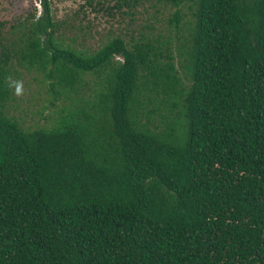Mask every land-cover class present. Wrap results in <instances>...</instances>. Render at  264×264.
I'll use <instances>...</instances> for the list:
<instances>
[{
    "label": "trees",
    "instance_id": "16d2710c",
    "mask_svg": "<svg viewBox=\"0 0 264 264\" xmlns=\"http://www.w3.org/2000/svg\"><path fill=\"white\" fill-rule=\"evenodd\" d=\"M106 1L174 8L175 52L154 24L79 51L48 0L0 23V264H264V0H191L181 30L188 0ZM20 69L67 101L49 126L10 113Z\"/></svg>",
    "mask_w": 264,
    "mask_h": 264
},
{
    "label": "rangeland",
    "instance_id": "374dc122",
    "mask_svg": "<svg viewBox=\"0 0 264 264\" xmlns=\"http://www.w3.org/2000/svg\"><path fill=\"white\" fill-rule=\"evenodd\" d=\"M50 4L51 15L53 20L57 23L67 21L69 25H73L75 28L72 32H66L63 34L66 41L71 38H75L76 41L71 46L75 47L77 50H87L89 53L97 51L110 39L123 35L125 40L129 39V34L135 31L133 35L137 37L138 31H145L146 25L154 24L155 34H162L165 38H171L173 51L175 52L177 35L175 29L172 25H169V17L174 13L175 9L163 10L157 15L155 19L153 18L154 11L145 6L144 8L138 7L135 12V16L131 18L130 16L120 15L119 12H115L113 18L108 17L105 12H95L93 10L94 3L102 0H92L93 4L88 6L87 0H48ZM116 0H107L104 5L112 6L115 4ZM99 9V6H95ZM181 21L179 24V30L184 27L189 26L192 21L193 3L191 0L185 2L180 8ZM123 11H127L123 8ZM42 13V6L40 5V0H0V23H4L5 26L1 29V32L5 34V37H15L14 33L10 34V26L15 23H24L25 20L30 19V15L37 17ZM76 13V14H75ZM76 24L78 26L76 27ZM81 26L84 29V33H80L78 27ZM69 29V28H68ZM18 27L16 28V31ZM181 32V31H180ZM180 34V33H179ZM132 35V34H131ZM181 38V39H180ZM179 40L183 42L182 37ZM69 43V42H68ZM180 43V42H178ZM177 55V53H174ZM114 59L120 60V58L115 57ZM13 65H15L13 60ZM17 68V66L15 65ZM49 68V67H48ZM21 70V69H20ZM180 74L182 76V70L179 68ZM28 72L25 69L20 71V79L23 81L25 95L23 97L17 98L21 99V108L26 110L11 111L12 115H15L18 119L23 120L24 125L29 127L30 130L35 129L36 126L46 127L49 126L55 119L56 111L61 107L67 106V101L61 96L54 105L50 104L52 95L50 92L46 91L49 89V79L45 78V74ZM30 76L33 78H38L40 84H35L30 80ZM88 81H92V77H88ZM57 88V87H56ZM58 90V88H57ZM14 106V104L12 105ZM26 107V108H24Z\"/></svg>",
    "mask_w": 264,
    "mask_h": 264
},
{
    "label": "clouds",
    "instance_id": "9594fccd",
    "mask_svg": "<svg viewBox=\"0 0 264 264\" xmlns=\"http://www.w3.org/2000/svg\"><path fill=\"white\" fill-rule=\"evenodd\" d=\"M7 86L13 90L14 95L17 98L23 97L25 95L24 84L22 80L13 79L11 76L6 79Z\"/></svg>",
    "mask_w": 264,
    "mask_h": 264
}]
</instances>
